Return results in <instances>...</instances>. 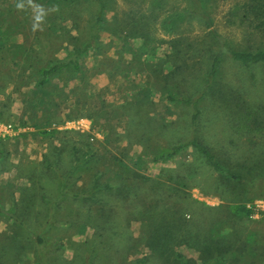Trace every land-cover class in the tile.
<instances>
[{"label":"rangeland","instance_id":"obj_1","mask_svg":"<svg viewBox=\"0 0 264 264\" xmlns=\"http://www.w3.org/2000/svg\"><path fill=\"white\" fill-rule=\"evenodd\" d=\"M235 1H211L215 27L229 45L252 48L257 37L251 38L249 29L227 21L231 17L229 7ZM43 2L0 0V24L12 26L8 42L22 43L31 55L23 67L15 62L18 53L15 55L9 44L0 51V123H11L20 129L6 137L0 205L5 209L16 207L15 212L33 230L38 231L41 223H46L48 205L39 199L41 184L49 199L58 182L51 179L41 161L54 145H62L63 167L71 166L72 160L73 165L80 164L73 170L71 188L97 180L95 193L100 195L103 183L117 178L120 162L133 171L128 180H122L121 191L104 190L106 201H58L53 212V223H57L43 232L46 262L81 264L84 257L80 249L93 245L102 249L104 264H130L137 258L145 259L143 264H170L175 251L194 260L199 258L193 244L176 245L179 237L187 236L191 241L208 235L241 234L251 249H246L243 262L249 259L264 264L263 180L258 179L244 191L218 186L212 170L189 148L163 163L149 161L148 153L155 145L166 146L188 136L185 120L189 108L163 100L165 89L160 86L184 94L196 93L209 68L212 46L200 21L178 19L170 28L163 23L171 14L188 7V1L163 0L157 7L154 0H112L105 14L99 49L80 61L81 74L75 78L55 77L50 88L40 92L41 98L48 96V104L41 108L35 105L38 100L30 96L37 79L36 67L49 58H63L73 45L83 41L96 13L95 4L89 1L53 10ZM71 36L78 39L73 41ZM221 74L222 93L231 87L264 117V68H244L227 62ZM133 99L143 108L133 107L129 113L118 107ZM204 107L201 134L209 144L221 147L229 136L235 146H249L264 153V132L241 139L229 133L226 120H219L225 114L223 109L215 111L209 103ZM42 129L52 135L43 136ZM70 130L91 136L92 156L87 163H82L83 155L78 153L77 159L73 154L74 144L78 151L86 146L74 132L64 133ZM11 199L17 204L13 205ZM234 203L250 207L251 216L230 214L228 206ZM154 226L156 233H168L166 251L157 244L153 250L146 243ZM21 233L12 220L0 215V264H40L41 257L35 255L28 238ZM108 256L114 259H106Z\"/></svg>","mask_w":264,"mask_h":264},{"label":"trees","instance_id":"obj_2","mask_svg":"<svg viewBox=\"0 0 264 264\" xmlns=\"http://www.w3.org/2000/svg\"><path fill=\"white\" fill-rule=\"evenodd\" d=\"M43 4L48 6V9H64L75 2L89 1L95 4L96 13L92 26L90 27L86 37L80 43L73 45L63 58H49L42 66H37L35 73L36 81L31 89V99L38 100L35 105L45 108L48 104V96H40V92L50 88V82L58 76L70 75L76 77L78 73H82L83 65L80 62L92 50L99 49L100 34L102 29L105 30V14L112 0H43ZM163 0H154V5L161 7ZM188 7L180 12H176L164 19V25L170 26L175 20L183 18H196L200 21L205 30V37L210 48L211 56L209 68L204 75V81L200 90L193 94H184L179 91H173L165 86H160L164 90L161 96L163 100L174 105L185 106L189 108L185 127L188 131V136L184 141H176L169 145H155L153 151L148 153L149 161L153 163H163L177 156L184 149H191L195 157L200 159L215 174L216 184L224 186L231 191H244L247 186L254 184L258 179L264 181V153L256 152L249 146L243 148L241 145H234L228 136L227 144H221V147L209 144L201 134V129L205 121V107L208 103L210 106H215V111L223 109L225 114L221 115L220 121L226 120V125L229 127V133L237 135L241 139L245 137L254 138L255 135L264 132V117L257 112L252 105L241 96L232 91L231 87L227 88V92L222 93L219 77H221L224 63L233 62L240 67H249L251 65L261 66L264 68V0H237L230 7L231 17L227 20L230 23H235L249 29V34L252 37H257V41L251 45L252 48L238 49L229 45L226 38L218 32L215 27V18L212 14V2L215 0H187ZM237 18V19H236ZM0 24V51L2 47L9 44L15 49L16 63L21 66H27L30 61L28 51L22 43H9L8 29L10 25L2 27ZM66 33H63V35ZM71 40L78 37L71 36ZM250 38V39H251ZM22 54V55H19ZM14 60V59H13ZM159 73V72H157ZM164 81L166 76H162ZM167 84V82H164ZM63 92V91H62ZM137 100H130L122 107L125 112L133 110V107L142 109L141 103H136ZM150 101H154L153 98ZM49 118V117H48ZM134 121V120H133ZM131 122H129L130 124ZM173 123V121H172ZM171 124V123H170ZM77 134L78 139L86 146L85 150L78 151L77 146H72L73 154L79 159V155H83L82 163H87L92 156L91 145L85 133L77 131H65L64 133ZM40 133L43 136H51L52 132L48 129H42ZM8 138H0V170L6 159V145ZM247 146V145H246ZM62 145H54L44 154L46 158L41 161V165L45 167L54 182H58V186L54 191L52 198L45 197L44 185L41 184L43 190L39 194V199L44 204L48 205V219L46 223H41L38 231L29 227L28 222L20 216L16 211V207L7 209L0 205V215L12 220L14 225L21 229L22 235L28 238L35 255L41 257L40 264H48L45 260L46 240L43 232L47 226H53V212L55 206L61 199L79 200L85 203H94L106 201L104 190L112 188L121 191L122 180H128V176L133 173L132 169L120 162L117 167L116 179L108 180L103 183L101 194L95 193L96 182L85 185L80 188L72 187V173L74 168L79 167V163L72 160L71 166L63 167L60 164V150ZM12 204H17V200L11 199ZM28 202V201H27ZM230 214L236 217H249L252 214L250 207L244 203H234L228 206ZM39 225V224H38ZM156 226L149 230L148 241L146 242L150 248L154 250L157 244L159 249L166 251V246L169 244L167 239V231L156 233ZM241 234H233L230 237L208 235L206 237L196 238L190 241L187 236L179 237L176 241L178 246H196L199 250V258L194 260L190 257H185L182 253L175 251L172 255L170 264H255L245 259V252L251 251L247 246V240L241 239ZM27 240V239H26ZM80 252L83 253L81 264H104L102 249H97L93 245H89ZM164 256V255H163ZM169 256V255H167ZM102 259V260H101ZM106 259H114L113 256H108ZM145 259H135L130 264H143ZM113 263V261H111ZM114 264V263H113Z\"/></svg>","mask_w":264,"mask_h":264},{"label":"built area","instance_id":"obj_3","mask_svg":"<svg viewBox=\"0 0 264 264\" xmlns=\"http://www.w3.org/2000/svg\"><path fill=\"white\" fill-rule=\"evenodd\" d=\"M18 131L20 129L15 128L11 123H0V138L10 137Z\"/></svg>","mask_w":264,"mask_h":264}]
</instances>
